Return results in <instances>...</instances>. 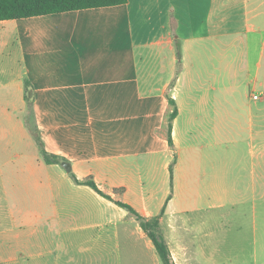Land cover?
I'll list each match as a JSON object with an SVG mask.
<instances>
[{
    "label": "crops",
    "instance_id": "crops-1",
    "mask_svg": "<svg viewBox=\"0 0 264 264\" xmlns=\"http://www.w3.org/2000/svg\"><path fill=\"white\" fill-rule=\"evenodd\" d=\"M24 20L0 22L13 43L21 32L34 56L56 36L68 60L1 64L0 107L26 103L30 81L44 149L72 170L0 152V264H163L129 211L75 177L146 218L164 210L173 264L258 262L264 0H128Z\"/></svg>",
    "mask_w": 264,
    "mask_h": 264
},
{
    "label": "trees",
    "instance_id": "trees-1",
    "mask_svg": "<svg viewBox=\"0 0 264 264\" xmlns=\"http://www.w3.org/2000/svg\"><path fill=\"white\" fill-rule=\"evenodd\" d=\"M127 2L128 0H0V22L20 21L24 19H30L33 17L57 15V14L74 12V11L123 6L127 4ZM178 50L180 57L179 44H178ZM34 99H35V88L32 85V83L27 80L25 82V101L27 103L28 108L31 110V114L33 118L32 122L26 121L27 127L30 130L33 137L35 138V141L38 144L40 148V152L44 157L46 163L60 164L66 162L67 161L66 159L59 156H55L53 154H49L47 151H45L36 123L35 112L33 108ZM170 104L171 106H173V111L169 115V119H168V136H169V142L171 146H173L172 122L177 117L178 110L176 107V103L173 99H170ZM75 180L79 184H83L92 188L95 192H97L101 196L109 200L115 201L119 206L129 211V213H131L140 222L142 229L152 240L163 264H173L169 245L166 241L161 226V218L164 215L165 212L164 210L160 215L156 217L146 218L142 216L139 212H137L130 205L120 200L116 201L112 198L111 195L104 193L99 188L93 177H88L83 181H79L75 177ZM114 192L116 194L122 195L124 193V189H115Z\"/></svg>",
    "mask_w": 264,
    "mask_h": 264
},
{
    "label": "rangeland",
    "instance_id": "rangeland-1",
    "mask_svg": "<svg viewBox=\"0 0 264 264\" xmlns=\"http://www.w3.org/2000/svg\"><path fill=\"white\" fill-rule=\"evenodd\" d=\"M18 22V24L22 26L27 23L26 20ZM11 23L17 24L16 22ZM14 29H16L14 25L6 26L0 24V65L10 62L17 64L19 60L25 59V56L28 58L29 64L31 65L33 59L46 56V58L58 65L60 69L65 67L68 60V56L64 54L65 50L54 49L59 43L58 40L60 38L53 36L50 41L47 39L44 40L45 44L49 45V49H41L32 56L28 51L23 52L18 47L21 43V32H19V37H15V43L10 39L14 35ZM13 104V109L16 111H6V109L0 107V152H20L28 154L32 158H37L40 155V148L26 124V121L32 122L31 110L28 108L27 103L23 104V102L18 101V99H15ZM218 259H220L221 264H231L232 262H234L233 264H244V262H247L245 264H264V254L257 258L258 262L256 263H253L250 257H223Z\"/></svg>",
    "mask_w": 264,
    "mask_h": 264
},
{
    "label": "water",
    "instance_id": "water-1",
    "mask_svg": "<svg viewBox=\"0 0 264 264\" xmlns=\"http://www.w3.org/2000/svg\"><path fill=\"white\" fill-rule=\"evenodd\" d=\"M62 165L68 172H71L72 168L68 162H63Z\"/></svg>",
    "mask_w": 264,
    "mask_h": 264
},
{
    "label": "built area",
    "instance_id": "built-area-1",
    "mask_svg": "<svg viewBox=\"0 0 264 264\" xmlns=\"http://www.w3.org/2000/svg\"><path fill=\"white\" fill-rule=\"evenodd\" d=\"M254 98H255V99H258V98H259V96H255Z\"/></svg>",
    "mask_w": 264,
    "mask_h": 264
}]
</instances>
